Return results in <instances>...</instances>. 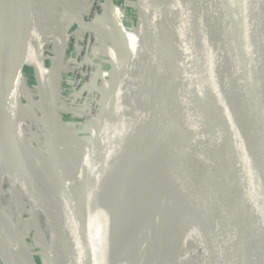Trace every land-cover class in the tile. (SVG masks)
Segmentation results:
<instances>
[{
	"label": "water",
	"instance_id": "obj_1",
	"mask_svg": "<svg viewBox=\"0 0 264 264\" xmlns=\"http://www.w3.org/2000/svg\"><path fill=\"white\" fill-rule=\"evenodd\" d=\"M32 1L0 0V61L14 42L13 98L19 114L18 132L40 150L23 129L20 93L30 30L34 29L29 6ZM140 1L144 5L143 21H147L149 6L152 7V61L156 66L162 65L166 76L165 79L162 75L164 86L159 92L165 99L167 91L168 98L167 118L159 132L160 171L166 187L174 186L186 164L180 199L173 211L171 244L206 227L210 243L198 241L200 262L264 264V0H206L232 33L242 55L230 66L231 103L222 93L189 0ZM44 130L46 153L53 156L50 119L44 122ZM99 132L100 123L92 140ZM92 140L58 212L48 185L41 186L33 178L27 182L29 186L6 174L26 189L17 193L16 198L36 230L45 264H103L99 245L82 238L80 223L79 207L90 197L92 174L106 161L105 155H93ZM116 179L106 177L96 198L110 197L109 192L117 189ZM1 180L2 177L0 184ZM117 194L116 200L125 199L123 193ZM29 197L34 201L30 209L21 203ZM171 244L154 252L150 264H165L172 252ZM208 248L205 256L204 250ZM181 257L182 252L175 261L181 262ZM139 261L138 258L134 264H140ZM0 262L13 264L1 241Z\"/></svg>",
	"mask_w": 264,
	"mask_h": 264
},
{
	"label": "bare ground",
	"instance_id": "obj_2",
	"mask_svg": "<svg viewBox=\"0 0 264 264\" xmlns=\"http://www.w3.org/2000/svg\"><path fill=\"white\" fill-rule=\"evenodd\" d=\"M189 3L205 39L222 93L231 103L228 89L230 66L242 58L239 47L222 18L206 0H189ZM149 9L147 21H141L140 38L130 66L123 73L120 85L116 84L113 90L109 129L94 140L91 138L93 155H105L106 161L92 174L90 197L84 199L79 207L80 223L82 238L92 239L99 245L103 264H134L138 258L140 264H150L154 252L162 251L174 240L173 211L180 199L186 164L174 186L166 187L160 171L159 143V132L168 110L167 91L165 99L159 94L166 76L162 65L156 66L152 61L154 13L151 6ZM15 52L13 42L0 61V179L5 173L15 181L29 185L27 182L38 173L46 174L60 195L61 207L76 178L70 182L57 160L59 158L55 157V151L50 156L36 149L18 132L19 119L13 98ZM117 98L119 113L115 117L114 103ZM83 151L80 150V153ZM115 176L117 189L113 187L116 191H110V197L106 199L101 196L96 198L104 187L106 177ZM121 187L124 188L120 191ZM117 193H123L122 198L125 199L116 200ZM205 230L206 227L198 229L179 245L176 241L171 244L172 252L166 261L171 264H205L200 262L199 257L195 261L191 257L199 253L198 241L204 244L210 242V233L205 234ZM0 241L13 264H33L29 251L16 242L2 218ZM180 252L185 259L175 261ZM204 253L207 256L209 248Z\"/></svg>",
	"mask_w": 264,
	"mask_h": 264
},
{
	"label": "rangeland",
	"instance_id": "obj_3",
	"mask_svg": "<svg viewBox=\"0 0 264 264\" xmlns=\"http://www.w3.org/2000/svg\"><path fill=\"white\" fill-rule=\"evenodd\" d=\"M52 1L53 7L47 10L45 25L40 26V22L34 18L32 43L36 47L33 51V45L30 46L21 89L24 111L31 113L36 122L31 124V119L23 114L22 126L34 144L46 152L44 111L49 116L50 113L58 115L61 124L53 123L57 143L55 157L59 158L57 160L70 180L78 173L87 145L99 123V136L109 129L111 96L118 79L135 54L143 18L134 0L133 7L128 0H72L64 8L60 4L61 0ZM55 16L58 18L55 19ZM37 40L39 46L36 45ZM36 51L38 56L34 55ZM103 94L107 97H103ZM14 107L18 116L15 102ZM72 116L79 121L72 122L71 127L68 125L70 123L65 125L64 122L72 120ZM80 150L83 152L80 153ZM42 174L38 173L33 178L38 179L39 185L49 186L58 212L60 195L55 191L49 176ZM24 190L6 174L2 175L0 218L16 242L23 244L29 251L32 263L45 264L36 230L16 198L17 193ZM21 203L29 205L30 209L34 201L29 197ZM190 234L177 240V245ZM191 257L195 261L201 256L193 254ZM181 258L185 259L183 255ZM165 262L171 264L170 261Z\"/></svg>",
	"mask_w": 264,
	"mask_h": 264
},
{
	"label": "crops",
	"instance_id": "obj_4",
	"mask_svg": "<svg viewBox=\"0 0 264 264\" xmlns=\"http://www.w3.org/2000/svg\"><path fill=\"white\" fill-rule=\"evenodd\" d=\"M72 0H61V6H62V8H64L65 6H66V4H68L69 2H71ZM30 6V8H31V10H32V13H33V16H34V18L37 20V21H39L40 23V26L41 25H45L46 24V20H47V14H48V12H47V10L49 9V7L50 6H52L53 7V1L52 0H33L32 1V3L29 5ZM51 7V8H52ZM58 16H59V14H58ZM58 16H55V19H57L58 18ZM60 18V17H59ZM60 23L58 22V25H59ZM58 30H59V27H56ZM57 32H59V31H57ZM31 45H33V43H32V41H31V43L29 44V46H28V49L30 50V46ZM37 46H39L38 44H37ZM32 49H33V51H35V45H33V47H32ZM34 55H36V56H38V51H36L35 53H34ZM114 58V57H113ZM28 59V58H27ZM27 59H26V63H25V65H24V69H23V73H22V75L24 74V71H25V69H26V64H27ZM130 65V64H129ZM129 65H128V67H129ZM127 67V68H128ZM127 68H126V70H127ZM123 70V69H122ZM126 70H124V73L126 72ZM41 73H40V77H41ZM122 75H123V73H122ZM121 77H123V76H120V78L118 79V81H117V86L118 85H120V83H121ZM44 81L46 82V79H44ZM21 84H22V82H21ZM21 87H22V85H21ZM20 93H21V99H22V102H23V99H24V96H23V93H22V89L20 90ZM118 98L116 99V101H115V103H114V113L117 115V111H119V107H118ZM24 106V105H23ZM45 107L47 106L48 107V104H45L44 105ZM116 107H118V108H116ZM45 112V114H46V119H50V123H51V125H52V127H53V130H54V122H56L57 124H61V119L58 117V115H55V113H54V116L50 113V116L48 115V113H47V111H44ZM24 114L25 115H27V117H28V119L30 120L31 119V124L32 123H34L35 124V122H36V118L34 117V116H32L31 115V113H29V112H27V111H24ZM19 115V114H18ZM116 115H115V117H116ZM55 117H56V119H55ZM59 126V125H58ZM45 131V130H44ZM54 132V131H53ZM56 146H57V143H56V133L54 132V151L56 150L55 148H56Z\"/></svg>",
	"mask_w": 264,
	"mask_h": 264
},
{
	"label": "trees",
	"instance_id": "obj_5",
	"mask_svg": "<svg viewBox=\"0 0 264 264\" xmlns=\"http://www.w3.org/2000/svg\"><path fill=\"white\" fill-rule=\"evenodd\" d=\"M134 1H135L136 5H138V8H139L138 13H139V14L142 13V10L144 9V5L141 3L140 0H138V1H137V0H134ZM134 1H133V0H128V3L131 4V7H133V5L135 4ZM32 38H33V30L31 29V30H30L29 44L31 43ZM29 44H28V45H29ZM29 52H30V50L28 49L27 58H28ZM27 58H26V59H27ZM103 97H107V95H104V94H103ZM24 109H25V108H24ZM75 118H76V117L72 116V120H69V121H67V122H66V121L64 122L65 125H67L68 123H70V124H68V125L71 127V125H73L72 122L74 123V121H79L78 119H75ZM77 118H78V117H77ZM61 128H62V125H61ZM90 136H91V135H90ZM87 149H88V145H87ZM83 161H84V158H83V160L81 161L80 167H81ZM80 167H79V169H78V173H79ZM78 173L76 174V176L78 175ZM76 176H75V178H76ZM75 178H74V179H75ZM74 179H70V182H73Z\"/></svg>",
	"mask_w": 264,
	"mask_h": 264
},
{
	"label": "built area",
	"instance_id": "obj_6",
	"mask_svg": "<svg viewBox=\"0 0 264 264\" xmlns=\"http://www.w3.org/2000/svg\"><path fill=\"white\" fill-rule=\"evenodd\" d=\"M36 47V46H35Z\"/></svg>",
	"mask_w": 264,
	"mask_h": 264
}]
</instances>
